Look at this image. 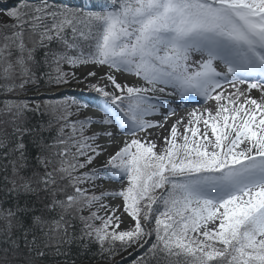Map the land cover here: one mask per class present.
<instances>
[{"label": "snow or ice", "instance_id": "snow-or-ice-1", "mask_svg": "<svg viewBox=\"0 0 264 264\" xmlns=\"http://www.w3.org/2000/svg\"><path fill=\"white\" fill-rule=\"evenodd\" d=\"M100 7L0 0V264H123L133 248L134 264H264V0ZM89 66L109 69L87 85L97 114L27 95H63ZM167 89L215 103L177 117L158 152L147 137L177 109L151 93ZM105 179L127 185L97 194Z\"/></svg>", "mask_w": 264, "mask_h": 264}, {"label": "rangeland", "instance_id": "rangeland-1", "mask_svg": "<svg viewBox=\"0 0 264 264\" xmlns=\"http://www.w3.org/2000/svg\"><path fill=\"white\" fill-rule=\"evenodd\" d=\"M198 58V57H196ZM89 70H93L96 71L97 76L94 78H89V80H85L84 84H76L74 87L72 86H67L65 89H63V95H82L85 97H93L92 91H89L87 88V85H89L90 83L96 82L97 80H99V77L105 75L109 69L106 66L103 67H88V68H80L77 73L79 74V76L82 78L84 77V75H86L87 71ZM117 75V79L118 81L122 82V83H128V84H137L138 80L136 77L131 76L129 74H120V73H116ZM105 82L104 81H100L101 86H103ZM142 83V82H141ZM109 91H111V87L109 86L108 89ZM171 91V89H167L165 93H151V95H153L154 97H156V99L153 101L154 103H162L164 101H167L168 103L172 104L173 107H175L177 109L176 115L175 116H171L168 118L167 124L165 125V127L161 130H152V134L151 136L147 137V139L155 141L157 144V148L156 151H160L161 147L163 146V140L162 137L166 136L168 134V128L172 125V123L175 122V120L177 119V117H185L187 118V113L191 112L193 109H196L198 111H203L205 108H208L210 106H214V101H207L204 102L202 97L197 96L195 93L189 94L187 96H185L183 99L179 96H169L167 95V92ZM47 94L43 96V98H45L46 100L49 101H56L59 98H61V96L58 92L54 91V90H48L46 91ZM252 96H256L257 93L255 90H253V92L251 93ZM40 96L39 94H34V97ZM53 103V102H51ZM198 103V104H196ZM56 104V103H53ZM165 109H161V111L163 112ZM91 112H96L98 113V110L96 109H92V108H88L86 110H81V114H80V118H84L87 115H90ZM99 115H102L101 113H99ZM72 119H76V117H72ZM147 119H151V120H161L162 117L157 115V116H150L147 117ZM180 131H183V127L180 128ZM203 131V128H202ZM141 136H143V134H141ZM124 139H130V138H121L120 141H118L117 143L112 144L111 146L108 147L107 152H105L102 156H100L95 164L94 167L100 168L101 166H104V164L106 163L108 156L110 154H113L115 151H117L120 147L123 146V140ZM101 143H103V141H101ZM99 184V188L97 189V194L99 193V191L103 190V191H117L120 189V187L122 186V184L124 186L127 185V181L124 180L122 182H117V181H107V179L103 180V181H98L97 182ZM105 203L112 205V206H119L122 204V199L121 198H111L108 197L105 199ZM87 214V213H85ZM101 215H103V213H101ZM122 220L123 223L120 226V229L118 230H127L129 228L132 227L133 221L132 219L127 216L124 215L122 216Z\"/></svg>", "mask_w": 264, "mask_h": 264}, {"label": "trees", "instance_id": "trees-1", "mask_svg": "<svg viewBox=\"0 0 264 264\" xmlns=\"http://www.w3.org/2000/svg\"><path fill=\"white\" fill-rule=\"evenodd\" d=\"M3 2L6 4H9V5H15L17 3V0H3ZM29 2L34 3V2H38V0H29ZM60 2L68 3L70 6H74V7H76V6H79V7L87 6L91 10H102V8L100 6L103 5L104 3H106L107 0H60ZM3 19H5L4 12L2 10H0V21H2ZM89 67H91V66H89ZM100 67H103V66H100ZM79 69L76 70V73ZM77 76L80 77L78 73H77ZM81 79H83V77ZM84 83L85 82L83 81V83H79V85L80 84L83 85ZM76 84H78V83H76V81H73L72 84L69 86L74 87ZM45 91H48V90H45L43 88L41 89V92H45ZM90 93H92L93 97H85V96L78 95V94L77 95H63V96H61V98H59L56 101H49V100H46L45 98H43L41 96H37V97L35 96L34 97V94H38L35 92L27 93V95L29 97L34 98L32 101L33 103H39L41 101H43L44 103H48V102L60 103V102H63L64 100L75 99L76 101H78L80 103L89 104L90 108H92V109L98 110V106H99V104L103 103V99L96 92L92 91ZM43 119L45 121H47L49 119V117L46 115L43 117ZM54 134L55 133L53 132V135ZM101 167H103V166H101ZM105 175H107V174H105ZM107 181H114V180L107 179ZM2 247H4V246L0 245V248H2ZM143 253H144V249L133 248V249H129L128 251L122 253V256H118V257H116V259L122 260L123 264H134V262L137 259H139V257L142 256ZM101 264H104V262H101Z\"/></svg>", "mask_w": 264, "mask_h": 264}, {"label": "bare ground", "instance_id": "bare-ground-1", "mask_svg": "<svg viewBox=\"0 0 264 264\" xmlns=\"http://www.w3.org/2000/svg\"><path fill=\"white\" fill-rule=\"evenodd\" d=\"M196 104H198V103H196ZM94 114H97V113H96V112H91V113H90V115H94Z\"/></svg>", "mask_w": 264, "mask_h": 264}]
</instances>
